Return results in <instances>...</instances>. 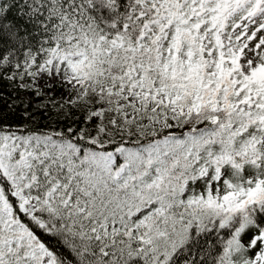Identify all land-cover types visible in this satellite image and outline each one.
<instances>
[{"label": "snow or ice", "instance_id": "snow-or-ice-1", "mask_svg": "<svg viewBox=\"0 0 264 264\" xmlns=\"http://www.w3.org/2000/svg\"><path fill=\"white\" fill-rule=\"evenodd\" d=\"M0 264H264V0H0Z\"/></svg>", "mask_w": 264, "mask_h": 264}, {"label": "trees", "instance_id": "trees-1", "mask_svg": "<svg viewBox=\"0 0 264 264\" xmlns=\"http://www.w3.org/2000/svg\"><path fill=\"white\" fill-rule=\"evenodd\" d=\"M22 96V95H21ZM23 97V96H22ZM22 111H23V108L22 107H20L19 109H17V112L18 113H22Z\"/></svg>", "mask_w": 264, "mask_h": 264}, {"label": "rangeland", "instance_id": "rangeland-1", "mask_svg": "<svg viewBox=\"0 0 264 264\" xmlns=\"http://www.w3.org/2000/svg\"><path fill=\"white\" fill-rule=\"evenodd\" d=\"M21 95L23 96L24 94H23V93H21Z\"/></svg>", "mask_w": 264, "mask_h": 264}]
</instances>
